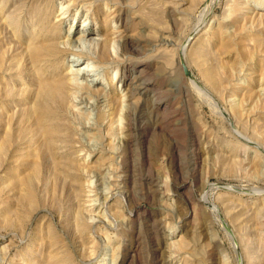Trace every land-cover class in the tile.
Here are the masks:
<instances>
[{
    "label": "rangeland",
    "instance_id": "rangeland-1",
    "mask_svg": "<svg viewBox=\"0 0 264 264\" xmlns=\"http://www.w3.org/2000/svg\"><path fill=\"white\" fill-rule=\"evenodd\" d=\"M0 264H264V0H0Z\"/></svg>",
    "mask_w": 264,
    "mask_h": 264
},
{
    "label": "bare ground",
    "instance_id": "bare-ground-1",
    "mask_svg": "<svg viewBox=\"0 0 264 264\" xmlns=\"http://www.w3.org/2000/svg\"><path fill=\"white\" fill-rule=\"evenodd\" d=\"M86 22V20H83L82 21V27L84 26V23ZM69 43V45L71 44L70 43V40H67ZM163 41V40H162ZM114 42V41H113ZM112 42V43H113ZM166 42H168V41H166ZM114 44V43H113ZM72 47V46H71ZM78 58V60L77 61H79V56H77ZM77 61H74V62H72V64H70V66L72 67V66H75V65H77ZM91 71H93V70H88V71H84V70H81V69H71V68H69V70H68V75H70V76H72V77H79L80 79L81 78H83V75L86 73V72H91ZM84 80L86 81V82H88V83H92L93 82V80H87L86 78H84ZM136 84H138V85H142V82H138V83H134V87L136 86ZM143 90V89H142ZM153 92V91H152ZM91 183V182H90ZM88 207V206H87ZM90 207V206H89ZM93 209V208H92Z\"/></svg>",
    "mask_w": 264,
    "mask_h": 264
},
{
    "label": "water",
    "instance_id": "water-1",
    "mask_svg": "<svg viewBox=\"0 0 264 264\" xmlns=\"http://www.w3.org/2000/svg\"><path fill=\"white\" fill-rule=\"evenodd\" d=\"M182 63V67H183V70H184V72L186 73V67H185V65H184V63L183 62H181Z\"/></svg>",
    "mask_w": 264,
    "mask_h": 264
}]
</instances>
